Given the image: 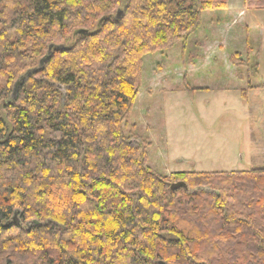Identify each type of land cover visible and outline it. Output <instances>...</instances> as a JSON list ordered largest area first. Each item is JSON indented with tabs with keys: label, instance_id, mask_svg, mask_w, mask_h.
<instances>
[{
	"label": "trees",
	"instance_id": "1",
	"mask_svg": "<svg viewBox=\"0 0 264 264\" xmlns=\"http://www.w3.org/2000/svg\"><path fill=\"white\" fill-rule=\"evenodd\" d=\"M228 2L0 0V264H264V168L163 175L124 133L144 58Z\"/></svg>",
	"mask_w": 264,
	"mask_h": 264
},
{
	"label": "rangeland",
	"instance_id": "2",
	"mask_svg": "<svg viewBox=\"0 0 264 264\" xmlns=\"http://www.w3.org/2000/svg\"><path fill=\"white\" fill-rule=\"evenodd\" d=\"M230 1L232 7L244 5V0ZM227 16L228 10L204 11L201 27L187 44L180 42L144 58L142 85L124 133L133 142L140 138L146 143L150 166L163 175L264 166V97L251 103L258 149L252 157L245 119L236 107H224V96L217 89L241 84L229 83L228 75L243 76L250 79L249 86H259L252 79L257 60L264 70V49L256 40L257 18L247 26L244 16L228 24L226 33L221 27L228 22ZM242 96L240 92L239 101L244 100Z\"/></svg>",
	"mask_w": 264,
	"mask_h": 264
},
{
	"label": "crops",
	"instance_id": "3",
	"mask_svg": "<svg viewBox=\"0 0 264 264\" xmlns=\"http://www.w3.org/2000/svg\"><path fill=\"white\" fill-rule=\"evenodd\" d=\"M244 5L241 6L238 5L236 7L231 6V1L228 2V7L224 10H228V22H226L224 26L221 27L222 31L228 32L229 28L228 24L231 23V26L233 24H236L238 21H241L244 19V16L247 18V21L249 22L247 26L254 25L256 23L257 29L259 30L258 36L256 38L258 47L260 45V48L264 49V18L262 13H264V9H254L249 8L246 4V0L243 2ZM246 6V7H243ZM240 7V8H237ZM257 21L254 22L252 19H256ZM232 19V21H230ZM203 20V19H202ZM221 21V19H220ZM201 27V26H200ZM228 27V28H225ZM211 47V46H210ZM256 47V46H255ZM254 49V48H253ZM256 64H258V67L260 68L259 60L256 61ZM258 72L253 76V81H258L259 86L256 85H250V79H246L243 76H233L228 75L226 80L231 82H241V84H225L219 86L217 89L220 92L221 96H224V107L231 109L237 108V111H240L241 115L245 119L246 128L248 131L247 138H248V144L252 146L251 152L252 157L255 156L256 152L255 150H258L255 148L256 141L254 139V124H253V115L255 113V108L251 104L254 100L260 99L261 97H264V70L262 68L259 69ZM245 82V84H244ZM263 86V87H261ZM240 92L243 93L244 97L243 101H239L240 98ZM238 97V98H237ZM264 166H254L251 168H248V170L253 169H262ZM246 170V169H245Z\"/></svg>",
	"mask_w": 264,
	"mask_h": 264
},
{
	"label": "water",
	"instance_id": "4",
	"mask_svg": "<svg viewBox=\"0 0 264 264\" xmlns=\"http://www.w3.org/2000/svg\"><path fill=\"white\" fill-rule=\"evenodd\" d=\"M122 12H123L122 10H119L118 13H117V17L121 16ZM82 32H83L84 34H87V33H88V30H82ZM52 48H53V46L50 47V51H49V52L52 51ZM48 57H49V56H47V57H45L44 59L41 60V62H40V67H42V66L44 65V62L48 59ZM29 75H30V72L26 73L25 75H23L22 77H20V79H18V80L16 81V83H15V85H14L13 96H16V95H17V93H18L20 87L22 86V84L24 83V81L27 79V77H28ZM186 186H187V185H186L185 182L174 183V184L172 185L173 189H179V188H181V187H186ZM14 220L19 221L18 218H17V214H15V216H14ZM34 223H35L36 225H39V224H40V222H39L38 220H36ZM160 264H168V263H166V262H164V261H161Z\"/></svg>",
	"mask_w": 264,
	"mask_h": 264
}]
</instances>
